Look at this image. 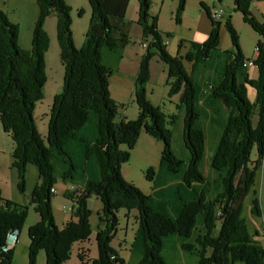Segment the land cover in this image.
<instances>
[{"label":"trees","instance_id":"16d2710c","mask_svg":"<svg viewBox=\"0 0 264 264\" xmlns=\"http://www.w3.org/2000/svg\"><path fill=\"white\" fill-rule=\"evenodd\" d=\"M137 1L136 24L145 51L134 79L138 116L130 121L117 120L120 105L108 90V78L131 44L132 23L125 20L130 0H88L91 14L79 49L71 33V8L64 0L35 1L38 16L28 50L19 47L18 26L0 10V126L13 144L11 167L19 193L25 192L26 167L37 170L29 205L2 198L0 190V264H13V250L5 251V242L10 231L20 233L29 208L39 220L27 231L26 264H36L41 251L45 264L66 263L74 244L89 240L87 200L92 196L101 203L98 218L103 227L95 233L96 257L91 264H124L111 246L118 210L137 212V230L130 245L131 254L138 257L137 264H165L162 250L168 243L177 245L182 255L195 257L196 264H264V246L248 230L242 216L243 203L264 158V23L249 13L250 0H231L234 11L259 36V52L246 60L228 21L225 28L232 49L218 48L220 24L211 17L215 8L202 4L210 20L209 35L202 43L190 42L183 55L171 56L165 40L170 35L158 28V17L150 13V0ZM184 5L185 0H179L176 22ZM48 16L55 19L63 77L61 91L53 98L43 142L33 111L43 98L45 53L50 46L44 27ZM154 58L167 69V99L177 96L170 115L152 106L145 96L149 64ZM249 61L257 71L256 79L244 68ZM247 88L256 92L253 102L246 98ZM180 118L181 142L189 154L186 163L171 148L172 127ZM207 126L219 132L209 158L211 180L202 173ZM142 131L162 144L155 177L164 185L156 189L154 198L120 173ZM154 175L152 169L147 171L148 180L153 181ZM58 182L75 188V194L63 195L73 202V212L61 230L51 205ZM258 204L254 199L251 211L260 216ZM173 207L174 215L168 210ZM78 257L81 260L85 254Z\"/></svg>","mask_w":264,"mask_h":264},{"label":"rangeland","instance_id":"374dc122","mask_svg":"<svg viewBox=\"0 0 264 264\" xmlns=\"http://www.w3.org/2000/svg\"><path fill=\"white\" fill-rule=\"evenodd\" d=\"M36 0H0V10H2L8 20L18 26V45L23 50H28L31 46V32L33 31L36 16H38V9ZM150 13L157 16L158 28L163 33H169L170 38L166 40L167 51L171 56L176 53L182 54L184 50L188 49L190 42L202 43L205 41L210 32V20L206 17L201 5L204 4L208 9H220L223 14L218 22L220 24L218 36V48L220 50H231L232 45L229 34L225 28L228 21L237 34L238 44L244 59L251 60L255 57L256 42L258 35L255 34L251 28L245 24L242 15L235 12L231 0H224L218 2L215 0H185V5L181 14V18L176 22V8L179 0H150ZM64 3L71 8L72 20V37L75 48H80L83 44V36L87 30L88 20L90 17V8L88 0H64ZM212 8V9H213ZM211 9V10H212ZM214 9V10H215ZM82 11L79 17V12ZM216 11V10H215ZM249 13L260 22L264 23V0H250L248 7ZM138 19V1L130 0L128 3L125 20L131 22L130 40L131 44L125 49L123 55L122 74H118V68L112 72L108 78V90L110 97L120 105L118 109V119L133 120L138 116V107L134 99V82L132 75L137 72L138 64L144 54V49L141 46V30L136 24ZM45 30L48 35H51L52 41L45 53V70L46 77L43 86V98L36 103L33 111V118L35 120L36 129L41 136L43 142L47 137V122L49 121V112L53 104L54 96L61 91L63 68L60 64L58 44L55 37V19L53 16H48L45 21ZM49 37V36H48ZM50 38V37H49ZM183 40L182 47L179 48L180 42ZM185 67L188 69L187 64ZM150 80L146 85V99L154 107H159L162 111L170 115L175 111V106L171 103L173 99H167L168 85L166 84L167 69L158 58L151 60L149 64ZM250 78L256 79L257 71L253 68L248 69ZM166 97V100H165ZM247 100L250 102L256 98V92L252 88H247ZM175 102V101H174ZM176 103V102H175ZM253 117V122L255 121ZM182 120L181 118L172 127V141L171 148L176 157L181 159L184 163L187 162L188 152L182 145ZM213 127H206L207 142L205 157L203 159L202 173L210 180L212 171L209 167V158L212 157L214 147L216 145V136L212 132ZM215 142V143H214ZM46 144V143H45ZM125 150V147H121ZM13 144L9 135L5 134L0 126V190L2 198L11 200L14 203L21 205H29V197L32 189L37 182V170L34 166L26 167V182L25 192L19 193L16 189L17 176L14 168H12L11 151ZM162 152V144L155 141L145 132H141L139 139L131 150V155L127 163L122 165L120 170L121 176L127 182L134 184V187L142 193L154 196L157 188L164 185L160 177H155L158 171L160 156ZM255 158V152L251 154V159ZM264 160V158H263ZM151 170L155 173L154 180L147 179V171ZM256 182L250 188L249 193L243 203L242 216L246 222L248 230L255 234V239L264 246V173L262 167L257 173ZM66 194H75L74 188L71 185H66ZM53 190L54 196L51 198V205L55 222L58 229L61 230L63 226L71 220L73 212V202H66L61 195V188L57 185ZM55 191V192H54ZM166 191V189H165ZM254 199L258 201V210L260 216L255 215L251 211ZM87 206L90 211L89 225L91 234L89 240L83 243L78 242L72 248L71 258L64 264H91V260L96 257L95 248V233L97 229L102 228L103 224L99 221L98 214L101 213V203L98 198L92 196L87 200ZM170 213L174 215V207L168 208ZM118 219L117 230L112 240V247L117 251L119 257L124 264H137L138 257L131 254L130 245H132L135 230H137V212L132 210H118L116 213ZM39 217L32 208H29L27 218L22 227L19 236V242L13 248V264L27 263L28 237L27 231L36 222ZM218 226L215 231L217 233ZM257 233V234H256ZM167 246V247H166ZM162 250V255L165 264H196L197 259L193 256H184L178 251V246L167 244ZM84 253L85 257L80 260L78 255ZM45 255L41 251L36 258V264H45Z\"/></svg>","mask_w":264,"mask_h":264},{"label":"crops","instance_id":"0c3cea01","mask_svg":"<svg viewBox=\"0 0 264 264\" xmlns=\"http://www.w3.org/2000/svg\"><path fill=\"white\" fill-rule=\"evenodd\" d=\"M232 5H233V2H232ZM233 7V6H232ZM49 34V33H48ZM50 38V44H51V41H52V38H53V36L51 37V35H48ZM187 50V49H186ZM186 50H184L183 51V53L182 54H179V55H183L184 53H185V51ZM124 52H125V50H124ZM123 55H124V53H123ZM122 64H123V58H122V60H121V63L118 65V74H122L123 72H122V70H120L121 68H122ZM251 68H253L255 71H256V69L254 68V67H251ZM248 69L249 68H247V71H248ZM136 73L137 72H135V74L134 75H132L131 77H132V80H133V82H134V79H135V76H136ZM252 79H254V78H252ZM172 99H173V101H171V103L170 102H168L167 100H166V97H165V100L167 101V103L168 104H175V102H177V96H174V97H172ZM175 101V102H174ZM173 104V105H174ZM212 132H213V134L216 136V141L218 142V138H219V132H218V129L217 128H215V127H213V129H212ZM215 143V142H214ZM262 173H264V160H263V162H262ZM256 182V181H255ZM57 185H59L60 186V188H61V195L63 196L64 195V193H65V190L68 188L66 185H64V184H62L61 182H58V183H56L55 185H54V188L57 186ZM55 190V189H54ZM55 192V191H54ZM63 199H64V201H66V202H69L68 200H66L65 198H64V196H63ZM71 213V212H70ZM53 216H54V214H53ZM71 218V217H70ZM54 219H55V216H54ZM19 242V236H18V240H17V242H16V244ZM15 244V245H16Z\"/></svg>","mask_w":264,"mask_h":264},{"label":"built area","instance_id":"2783aa9c","mask_svg":"<svg viewBox=\"0 0 264 264\" xmlns=\"http://www.w3.org/2000/svg\"><path fill=\"white\" fill-rule=\"evenodd\" d=\"M215 10H216V21H219L222 18L223 12L220 9H215ZM143 47H145V46H143ZM258 52H259L258 48H255L254 54L256 55ZM251 67H255L252 61L244 63V68H251ZM70 188L72 189V188H74V186L71 185ZM74 190H75V188H74ZM17 240H18V233L16 231H14V232L10 231L9 234L7 235V239L5 242V251H8L11 248H13L14 245L16 244Z\"/></svg>","mask_w":264,"mask_h":264},{"label":"bare ground","instance_id":"6f19581e","mask_svg":"<svg viewBox=\"0 0 264 264\" xmlns=\"http://www.w3.org/2000/svg\"><path fill=\"white\" fill-rule=\"evenodd\" d=\"M211 17L216 20V11L215 10H213L211 12Z\"/></svg>","mask_w":264,"mask_h":264}]
</instances>
